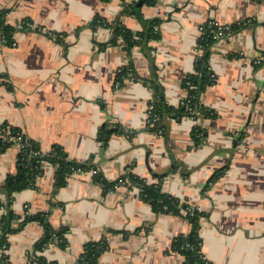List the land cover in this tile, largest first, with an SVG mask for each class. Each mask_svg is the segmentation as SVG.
<instances>
[{
  "label": "crops",
  "instance_id": "1",
  "mask_svg": "<svg viewBox=\"0 0 264 264\" xmlns=\"http://www.w3.org/2000/svg\"><path fill=\"white\" fill-rule=\"evenodd\" d=\"M130 1L0 0L7 24L28 23L13 32L12 43L0 30V74L5 78L0 126L20 128L44 152L58 145L72 159L92 158L108 180L131 166L135 174L159 182L163 192L204 213L202 251L214 264H264V64L252 62L264 52V0L142 1L138 14L124 11L123 3ZM96 15L133 31L158 19L160 34L149 42L151 50L134 46L127 51L121 37L109 42L111 27L92 25ZM210 19L225 24L249 19L211 45L216 78L202 91L200 103L214 114L179 120L166 116L159 123L166 134L146 129L154 92L141 80H126L116 89L117 70L133 63L143 78L155 73L168 103L179 106L188 94L182 80L203 51L201 26ZM111 127L117 130L102 150ZM17 151L14 145L0 152V185L16 172ZM56 170L51 162L36 186L16 191L11 208L20 215L18 221L26 207L31 213L47 211L65 243L39 250L44 225L29 221L9 235L10 264H31L36 255L76 264L84 245L103 237L108 248L98 264H182L173 239L191 230L188 218L155 209L136 186L105 192L90 170L73 172L57 188ZM218 171L222 174L209 181ZM0 198L5 194L0 192ZM6 211L0 205V216Z\"/></svg>",
  "mask_w": 264,
  "mask_h": 264
},
{
  "label": "trees",
  "instance_id": "2",
  "mask_svg": "<svg viewBox=\"0 0 264 264\" xmlns=\"http://www.w3.org/2000/svg\"><path fill=\"white\" fill-rule=\"evenodd\" d=\"M154 3L155 0H132L124 2V11L130 14H138L141 8L140 3ZM142 3V4H143ZM141 4V5H142ZM6 10L0 11V30L2 31L4 39L8 43H12V35L17 29H25L28 26L27 21L22 23L19 27L7 24L5 22ZM213 20V19H212ZM249 19L238 21L230 24L229 32L232 33L237 29L242 28ZM92 25L105 24L111 27L112 37L110 43H116L121 37L123 39V46L127 51H130L134 46H140L143 50H151L149 42L159 37V31L156 29L158 19L152 22L151 27L142 31H133L118 20L114 22L104 21L99 15H96L92 21ZM219 26L209 20L205 21L201 26V34L198 39L199 48L203 51L197 54L194 61L193 72L187 74L183 80L182 85L187 89V96L182 100V104L175 107L168 103L163 87L155 79L157 75L154 73L150 78H143L138 75L133 63H129L121 67L115 75V79L120 82L123 87L126 80H141L148 84L154 94L150 103V119L151 123L146 126V129L155 131L160 134H166V128L159 126L166 116L175 117L177 120L185 115L193 116L198 114L209 115L214 112L200 103V95L202 91L215 81L216 75L210 66L211 45L218 36ZM103 47V44H100ZM264 64V52L262 59L255 62L254 65L259 66ZM0 74V83L4 79ZM6 82V81H5ZM3 131L9 130L7 138L0 136V152L7 148L18 144L19 149L16 155L17 170L13 174H9L4 183L0 185V192L5 194V199L0 198V205L7 211L0 216V264H10L9 256L6 249L9 247V235L12 232L20 229L29 221L39 220L44 225V235L37 243L39 250H44L51 241L55 240L57 245L65 243V237L62 230H56L48 221V212L31 213L26 207L25 214L21 221H18L20 215L13 211L12 203L14 202L15 192L26 187L36 186V180L39 172L43 174V161H48L57 164L56 182L57 188L66 182V177L75 171L90 170L97 168L93 164L92 158L87 161H78L69 157L68 153L60 146L55 145L49 152H44L40 148L38 141L32 139L20 128L3 123L1 126ZM105 128V127H104ZM121 132L127 134L130 131L125 127L118 125ZM104 130L100 132V137L104 136ZM201 129H195V133L200 135ZM20 135V139L17 137ZM16 137L14 138H10ZM222 174V171L216 172L209 181H213ZM94 181L103 186L105 192L115 189L117 180H108L100 170L94 176ZM120 177L127 180L128 187L136 186L139 188V195L141 198L150 201L153 207L157 210L183 215L188 218L191 223V230L188 233H180L173 239V250L181 253L184 257L182 264H214L210 261L202 251V238L200 235V219L204 215L197 207L182 201L180 198L167 194L162 191L160 183H149L144 177H141L133 172V170L125 171ZM163 177V176H161ZM16 221V222H14ZM108 248L106 238L100 240L88 241L84 245L78 264H98L100 255ZM31 264H58L55 261L48 260L44 255H36L33 257Z\"/></svg>",
  "mask_w": 264,
  "mask_h": 264
},
{
  "label": "built area",
  "instance_id": "3",
  "mask_svg": "<svg viewBox=\"0 0 264 264\" xmlns=\"http://www.w3.org/2000/svg\"><path fill=\"white\" fill-rule=\"evenodd\" d=\"M209 21H210V22H213V23H215L216 25L219 26L218 36H222V35L230 34V32H229L230 24L220 23V22H218V21H216V20H214V19H213V20L210 19ZM23 23H24V22H23ZM21 24H22V23H21ZM261 59H262V55H260V56H258V57H255V58H254V62L257 63V62H259ZM118 70H119V69H118ZM118 70H117V71H118ZM115 87H116V89L120 88V82L117 81V80L115 81ZM150 109H151V106L149 107V109H148V111H147V113H146V125H148V124L151 123V119H150V117H149V116H150ZM9 132H10L9 130H7V131H3V129H1V127H0V136H3L4 139L8 137L7 134H8ZM10 138H14V139H16V137H12V136H10ZM17 139H20V135L17 137ZM13 146H14V145H13ZM15 146H18V149H19V145H18V144H16ZM49 164H51V162L43 161V166H44V168H45L47 165H49ZM130 170H132V167H131V166L127 167L126 171H130ZM99 171H100L99 168H92V169H90V172H91V174H92L93 176H94L96 173H98ZM41 175H42V173L39 172V176H38V177H40ZM126 182H127L126 179H124L123 177H119L118 180H117V183L115 184V189H113V191H114V190H117L119 187L127 186ZM111 191H112V190H111ZM50 245H51V246H56V245H57V242H56L55 240H53V241L50 242Z\"/></svg>",
  "mask_w": 264,
  "mask_h": 264
},
{
  "label": "water",
  "instance_id": "4",
  "mask_svg": "<svg viewBox=\"0 0 264 264\" xmlns=\"http://www.w3.org/2000/svg\"><path fill=\"white\" fill-rule=\"evenodd\" d=\"M115 130H117V127H111L109 129H107V134L105 135V139L102 142V145H103L102 150L104 149V145L106 144V141L108 139L109 134L112 133V132H114ZM76 264H78V263H76Z\"/></svg>",
  "mask_w": 264,
  "mask_h": 264
},
{
  "label": "rangeland",
  "instance_id": "5",
  "mask_svg": "<svg viewBox=\"0 0 264 264\" xmlns=\"http://www.w3.org/2000/svg\"><path fill=\"white\" fill-rule=\"evenodd\" d=\"M252 62L255 63V62H254V58L252 59Z\"/></svg>",
  "mask_w": 264,
  "mask_h": 264
}]
</instances>
